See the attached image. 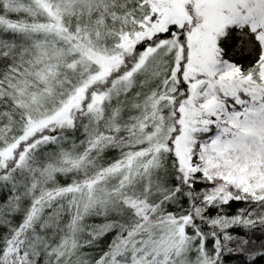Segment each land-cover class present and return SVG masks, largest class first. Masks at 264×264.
Segmentation results:
<instances>
[{
  "label": "snow or ice",
  "instance_id": "snow-or-ice-1",
  "mask_svg": "<svg viewBox=\"0 0 264 264\" xmlns=\"http://www.w3.org/2000/svg\"><path fill=\"white\" fill-rule=\"evenodd\" d=\"M0 264H264V0H0Z\"/></svg>",
  "mask_w": 264,
  "mask_h": 264
}]
</instances>
